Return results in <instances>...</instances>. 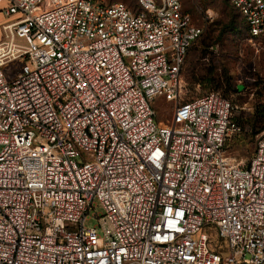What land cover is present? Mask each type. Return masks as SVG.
Returning <instances> with one entry per match:
<instances>
[{
  "label": "built area",
  "instance_id": "2783aa9c",
  "mask_svg": "<svg viewBox=\"0 0 264 264\" xmlns=\"http://www.w3.org/2000/svg\"><path fill=\"white\" fill-rule=\"evenodd\" d=\"M135 1L0 0V264H264V135L247 163L225 153L237 106L183 99L203 27ZM228 2L264 36V0Z\"/></svg>",
  "mask_w": 264,
  "mask_h": 264
},
{
  "label": "rangeland",
  "instance_id": "374dc122",
  "mask_svg": "<svg viewBox=\"0 0 264 264\" xmlns=\"http://www.w3.org/2000/svg\"><path fill=\"white\" fill-rule=\"evenodd\" d=\"M100 1H122L135 11L139 9L135 0ZM182 7L195 24L203 27L180 72L183 99L217 91L237 106L235 115L241 133L228 144L225 153L247 163L257 140L264 135V36L250 40L241 15L227 0H182ZM208 10L212 16L205 21ZM13 19L0 12V38L1 25ZM19 65L20 60H15L3 70L13 76ZM151 107L158 126L171 125L172 102L156 97ZM95 223L90 220L85 225ZM211 239L213 243L219 240L212 233Z\"/></svg>",
  "mask_w": 264,
  "mask_h": 264
},
{
  "label": "trees",
  "instance_id": "16d2710c",
  "mask_svg": "<svg viewBox=\"0 0 264 264\" xmlns=\"http://www.w3.org/2000/svg\"><path fill=\"white\" fill-rule=\"evenodd\" d=\"M228 1V0H227ZM231 5V4H230ZM232 6V5H231ZM233 7V6H232ZM234 8V7H233ZM237 10V9H236ZM240 14V13H239ZM243 19V18H242ZM244 21V20H243ZM245 29H246V27H245ZM199 40V39H198ZM196 43V42H195ZM208 93V92H207ZM206 94V93H205ZM201 96V95H200ZM193 98V97H192Z\"/></svg>",
  "mask_w": 264,
  "mask_h": 264
},
{
  "label": "crops",
  "instance_id": "0c3cea01",
  "mask_svg": "<svg viewBox=\"0 0 264 264\" xmlns=\"http://www.w3.org/2000/svg\"><path fill=\"white\" fill-rule=\"evenodd\" d=\"M9 17H15L14 15H12V16H9ZM1 39V38H0Z\"/></svg>",
  "mask_w": 264,
  "mask_h": 264
},
{
  "label": "water",
  "instance_id": "95a60500",
  "mask_svg": "<svg viewBox=\"0 0 264 264\" xmlns=\"http://www.w3.org/2000/svg\"><path fill=\"white\" fill-rule=\"evenodd\" d=\"M238 88H240V87H238Z\"/></svg>",
  "mask_w": 264,
  "mask_h": 264
}]
</instances>
